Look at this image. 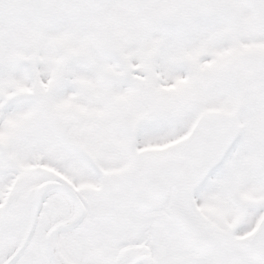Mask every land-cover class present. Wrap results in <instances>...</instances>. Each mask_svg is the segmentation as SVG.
I'll return each instance as SVG.
<instances>
[{
    "label": "snow or ice",
    "instance_id": "snow-or-ice-1",
    "mask_svg": "<svg viewBox=\"0 0 264 264\" xmlns=\"http://www.w3.org/2000/svg\"><path fill=\"white\" fill-rule=\"evenodd\" d=\"M0 264H264V0H0Z\"/></svg>",
    "mask_w": 264,
    "mask_h": 264
}]
</instances>
